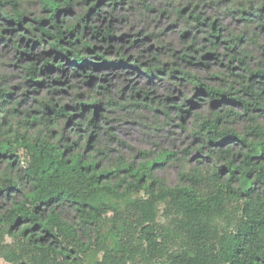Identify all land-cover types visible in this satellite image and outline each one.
Wrapping results in <instances>:
<instances>
[{"label": "rangeland", "instance_id": "obj_1", "mask_svg": "<svg viewBox=\"0 0 264 264\" xmlns=\"http://www.w3.org/2000/svg\"><path fill=\"white\" fill-rule=\"evenodd\" d=\"M14 1L15 7L0 5V88L10 92L4 108L16 109V116L7 117V126L0 129V142L9 138L6 130L11 124L12 136L19 131L56 144L60 141L69 152L90 156L99 169H112L118 161L136 167L166 151L174 155L155 165L151 173L174 186L180 183L182 173L193 168L203 173L218 168L222 164L220 155H224L219 148L229 150V157L240 150L237 143L227 141L208 146L203 133L199 134L202 119L220 117L219 129L240 134L255 124L264 128V110L245 112L244 104L238 102L261 103L258 94L264 96V0H73L68 11L62 5L57 18L62 28L84 20L82 41H87L93 51L83 55L91 63L73 75V66L62 60L64 71H46L40 84L28 82L25 68L29 64L41 68L45 60L53 59L51 39L41 37L36 29L40 19L43 27L49 25L48 13L42 0ZM92 3L96 6L89 10ZM16 11L24 16L20 26L6 22L1 15L5 12L13 16ZM191 12L199 17V24L191 18ZM107 28L112 30L110 41L102 39ZM96 29L99 33L94 36ZM236 37L241 40H234ZM185 73L198 76L205 85L229 91L238 101L211 102L185 78ZM86 74L90 78L85 79ZM58 75L60 82H55ZM243 88H249L252 95ZM93 101L101 105L100 117L96 128L86 129L78 104ZM47 102L56 108L65 106L73 118L50 119L48 125L25 128L21 122L25 111L37 114L40 105ZM3 116L0 112V121ZM89 135L92 139L87 138ZM87 142L90 146L85 149ZM17 156L20 161L12 166L15 172L28 160L23 149ZM5 165L1 160L0 172ZM140 195L147 197L143 190ZM6 205L2 193L0 210ZM64 211L68 213L66 208ZM237 214L235 207H229L225 216L217 218L219 231L231 228ZM112 217L108 211L107 218ZM172 219L160 204L157 222L165 235L173 230ZM167 236L171 238L173 233ZM5 241L11 243L13 239L5 236ZM178 245L179 239L173 238L170 247ZM0 264L10 263L0 255Z\"/></svg>", "mask_w": 264, "mask_h": 264}, {"label": "trees", "instance_id": "obj_2", "mask_svg": "<svg viewBox=\"0 0 264 264\" xmlns=\"http://www.w3.org/2000/svg\"><path fill=\"white\" fill-rule=\"evenodd\" d=\"M72 2L42 0L48 13L47 27L52 32L43 27L42 19L37 20L36 29L41 37L51 39V55L54 56L52 60H45L41 68L29 64L25 68L30 76L28 82L40 84V77L50 69L63 72L62 60L73 66V75L90 65L91 60L83 55L93 51L87 41H82L84 20L62 28L57 18L62 5L63 10L68 11ZM3 3L17 6L14 0H1L0 5ZM95 6L96 3H92L89 10ZM1 15L6 22L17 26L24 22V16L18 11L13 16L5 12ZM190 16L199 24L194 12ZM98 33L94 30V36ZM112 38V30H104L102 39L110 41ZM234 40L239 42L241 37ZM95 57L105 61L101 55L95 54ZM153 70L158 71L149 69ZM184 76L213 103L238 101L229 91L205 85L194 74ZM60 79L58 75L53 80L60 82ZM243 89L252 95L249 88ZM258 95L261 103L238 101L244 104L245 112L264 110V96ZM9 96V91L0 88V112L4 115L0 129L6 125L7 117L16 116L15 108H4ZM78 107H81L79 113L86 129L96 128L100 103L93 101L78 104ZM73 116L67 113L65 106L56 108L55 104L47 102L40 105L37 114L25 111L21 122L25 128L35 127L40 123L48 125L50 119H72ZM219 118L202 119L199 134L203 133L208 146H220L225 141L237 143L239 152L229 157V150L219 148L218 152L224 155H220L222 164L218 168L205 173L193 168L182 173L180 183L174 186L166 185L151 173L155 165L163 163L174 155L172 153L164 151L136 167L118 161L112 169H99L90 156L69 152L68 146L62 148L60 141L56 144L19 131L12 136L9 124L6 130L9 138L0 142V161L6 163L0 172V194L4 193L7 200V205L0 210L1 257L10 264H135L136 261L143 264H264V128L255 124L244 134L233 129L221 130ZM250 119L255 122L254 117ZM89 142L84 144L85 149L90 146ZM19 149L25 150L28 160L25 167L15 172L12 166L20 161ZM142 190L147 197L140 195ZM160 204H164L167 214L173 217V230L167 234L173 233L171 238L161 232L157 222ZM229 207H235L238 214L231 228L219 231L216 219L225 216ZM108 211L113 213L111 220L107 218ZM5 236L13 241L7 243ZM173 238L179 239L176 248L170 247ZM99 253L101 258L97 259Z\"/></svg>", "mask_w": 264, "mask_h": 264}]
</instances>
